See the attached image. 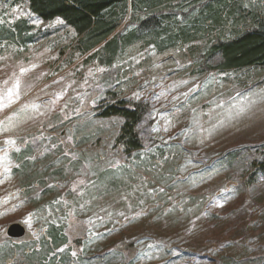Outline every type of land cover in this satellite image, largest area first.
<instances>
[{
  "label": "rangeland",
  "instance_id": "1",
  "mask_svg": "<svg viewBox=\"0 0 264 264\" xmlns=\"http://www.w3.org/2000/svg\"><path fill=\"white\" fill-rule=\"evenodd\" d=\"M203 3L171 5L191 28ZM19 19L31 42L0 30V264H264V182L251 177L264 68L201 72L217 32L160 53L141 39L105 67L89 59L101 44L83 55L62 21L0 0V28ZM120 102L147 107L129 155L122 119L100 116ZM13 223L22 239L5 235Z\"/></svg>",
  "mask_w": 264,
  "mask_h": 264
},
{
  "label": "trees",
  "instance_id": "2",
  "mask_svg": "<svg viewBox=\"0 0 264 264\" xmlns=\"http://www.w3.org/2000/svg\"><path fill=\"white\" fill-rule=\"evenodd\" d=\"M14 1H24L28 12L44 22L62 21L75 35L83 55L101 44L89 59L98 57L99 63L105 67L112 66L126 47L140 42L141 39L147 40L149 45L154 46L156 52L160 53L197 40L198 32L205 35H213L217 32L214 42L205 48L201 58H198L202 59L197 64L202 68L201 72L264 68V7L261 13H248L244 16L240 6L235 3L229 4L227 0H194L197 3L204 2L197 6L200 20L198 21L197 18L191 20L192 27L186 28L185 24L176 20L171 2L177 1L180 4L189 0ZM127 11H129L128 20L124 23ZM25 24L26 20L19 19L11 25V30L3 27L0 30L4 31L5 33H2L10 37V40L14 41L17 37L20 44L25 41L31 42L33 35L28 33ZM121 24L124 31L130 25L134 29L125 35L123 32L115 33ZM239 25L242 28H239ZM233 28L239 30L233 32ZM229 34L233 36L228 37ZM215 55L220 58L219 64L206 65ZM146 110L147 107L141 103L124 107L120 102L105 107L100 113L103 118L122 119L115 142L117 146L123 147L128 155L141 148L136 128ZM251 168L254 171L251 177L259 174L264 182V150L260 160H253Z\"/></svg>",
  "mask_w": 264,
  "mask_h": 264
},
{
  "label": "water",
  "instance_id": "3",
  "mask_svg": "<svg viewBox=\"0 0 264 264\" xmlns=\"http://www.w3.org/2000/svg\"><path fill=\"white\" fill-rule=\"evenodd\" d=\"M5 235L12 240L22 239L25 236V228L18 223L10 224L6 228Z\"/></svg>",
  "mask_w": 264,
  "mask_h": 264
},
{
  "label": "snow or ice",
  "instance_id": "4",
  "mask_svg": "<svg viewBox=\"0 0 264 264\" xmlns=\"http://www.w3.org/2000/svg\"><path fill=\"white\" fill-rule=\"evenodd\" d=\"M11 95V93H9ZM27 222V221H26Z\"/></svg>",
  "mask_w": 264,
  "mask_h": 264
}]
</instances>
